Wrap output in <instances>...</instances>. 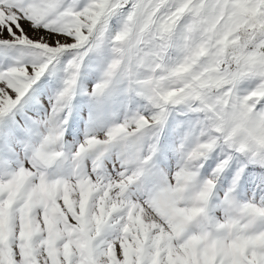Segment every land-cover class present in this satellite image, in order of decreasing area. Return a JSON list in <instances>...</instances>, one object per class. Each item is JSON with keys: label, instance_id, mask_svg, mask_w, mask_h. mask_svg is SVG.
<instances>
[{"label": "snow or ice", "instance_id": "snow-or-ice-1", "mask_svg": "<svg viewBox=\"0 0 264 264\" xmlns=\"http://www.w3.org/2000/svg\"><path fill=\"white\" fill-rule=\"evenodd\" d=\"M0 264H264V0H0Z\"/></svg>", "mask_w": 264, "mask_h": 264}]
</instances>
